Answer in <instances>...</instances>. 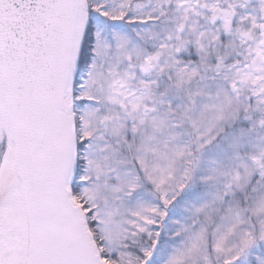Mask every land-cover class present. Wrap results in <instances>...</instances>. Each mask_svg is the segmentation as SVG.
I'll return each instance as SVG.
<instances>
[{
  "label": "snow or ice",
  "instance_id": "snow-or-ice-1",
  "mask_svg": "<svg viewBox=\"0 0 264 264\" xmlns=\"http://www.w3.org/2000/svg\"><path fill=\"white\" fill-rule=\"evenodd\" d=\"M0 264H264V0H0Z\"/></svg>",
  "mask_w": 264,
  "mask_h": 264
}]
</instances>
